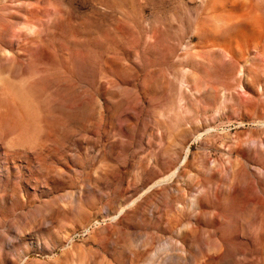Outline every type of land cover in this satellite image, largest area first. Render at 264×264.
Returning a JSON list of instances; mask_svg holds the SVG:
<instances>
[{
	"label": "rangeland",
	"instance_id": "rangeland-1",
	"mask_svg": "<svg viewBox=\"0 0 264 264\" xmlns=\"http://www.w3.org/2000/svg\"><path fill=\"white\" fill-rule=\"evenodd\" d=\"M0 264H264V0H0Z\"/></svg>",
	"mask_w": 264,
	"mask_h": 264
},
{
	"label": "bare ground",
	"instance_id": "bare-ground-1",
	"mask_svg": "<svg viewBox=\"0 0 264 264\" xmlns=\"http://www.w3.org/2000/svg\"><path fill=\"white\" fill-rule=\"evenodd\" d=\"M175 174V173H174Z\"/></svg>",
	"mask_w": 264,
	"mask_h": 264
}]
</instances>
